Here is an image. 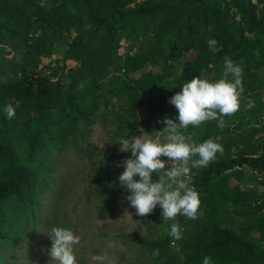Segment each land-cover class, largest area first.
Segmentation results:
<instances>
[{
	"label": "trees",
	"instance_id": "1",
	"mask_svg": "<svg viewBox=\"0 0 264 264\" xmlns=\"http://www.w3.org/2000/svg\"><path fill=\"white\" fill-rule=\"evenodd\" d=\"M209 38L222 50L212 53ZM5 47L14 56L0 59V264L35 240L42 227H58L57 204L72 180L64 153L92 161L87 142L95 126L114 150L118 138L156 139L166 127L158 121L178 116L169 98L199 75L219 79L225 55L243 61V93L263 94L264 0H0V48ZM54 56L60 57L55 65H42ZM8 103L16 113L11 120L4 112ZM238 112L224 117L222 130L216 121L186 130L197 143L219 137L224 154L206 168L191 169L189 187L200 200L195 220L179 215L165 233L162 224L160 232L149 226V215L148 235L125 236L147 253V264H203L204 256L212 264H264V246L247 232L223 229L213 215L222 204L226 172L238 164L254 167L250 159L232 160V146L223 142L245 119ZM98 153L102 157L84 192L88 202H101L98 218L105 221L120 201L128 203L130 193L119 184L124 169L116 167L117 158ZM173 222L182 232L174 245L168 234ZM44 241L51 244L50 238ZM156 249L159 255L153 256Z\"/></svg>",
	"mask_w": 264,
	"mask_h": 264
},
{
	"label": "clouds",
	"instance_id": "2",
	"mask_svg": "<svg viewBox=\"0 0 264 264\" xmlns=\"http://www.w3.org/2000/svg\"><path fill=\"white\" fill-rule=\"evenodd\" d=\"M207 44L212 53L222 50L213 38H209ZM242 63H235L225 55L219 79L210 81L199 75L183 83L181 90L168 100L177 110L178 116L175 119L165 116L162 121H158L166 125L159 131L163 134V143L143 134L133 135L130 139H117L119 151L131 153L130 158L117 164V167L124 169L118 180L121 188L130 193L124 199L135 209L137 216L151 215L159 205L165 220L176 221L179 215L192 220L197 218L200 200L199 194L189 187L191 169L206 168L216 160L217 153L221 156L224 154V148L217 142L219 137L197 143L186 130L189 126L199 127L207 121H216L217 127L222 130L224 117L240 110V98L244 92ZM77 90L82 91L83 84ZM20 103L16 100L15 107H19ZM254 106V101L249 100L245 110ZM4 112L9 120L16 114L12 103L4 107ZM161 157H167V160ZM96 223L102 226V222ZM168 234L173 238V243L182 239L178 222L170 225ZM47 235L51 240L49 264H78L74 246L81 243L79 235L65 227H52ZM109 247L116 245L110 243ZM120 250L126 251L123 246H120ZM152 255L158 256L159 249L154 250ZM91 260L95 264H115L107 253L94 254ZM203 264H212L211 257L204 256Z\"/></svg>",
	"mask_w": 264,
	"mask_h": 264
},
{
	"label": "rangeland",
	"instance_id": "3",
	"mask_svg": "<svg viewBox=\"0 0 264 264\" xmlns=\"http://www.w3.org/2000/svg\"><path fill=\"white\" fill-rule=\"evenodd\" d=\"M124 51V48L120 50L121 53H124ZM13 56L14 52L9 48H0V59H11ZM58 58L60 57L54 56L51 59H43L42 65H55V60ZM67 66L72 68L76 66V63L67 62ZM261 76L263 79L264 72L261 73ZM156 140L163 143V135H159ZM88 144L93 148L92 161L88 155L80 158L74 153H64V168L70 171L72 180L69 182L70 189L66 194L61 195L62 199L57 204V226L71 228L76 235L81 237V243L74 246L78 264H95L91 260V256L101 253H107L115 264L150 263L147 253L130 246V241L125 236L131 234L146 236L149 234V226L151 225L158 232L162 230L161 227L164 225L163 230L166 233L168 231L166 224L169 223V220L162 217V209L157 206L151 214L152 219L148 226L145 221L150 216H137L135 209L125 201H120L105 221L100 220L97 212L101 202L93 200L88 202L84 192L88 188L90 177L93 176L97 166L96 162L102 157L98 152L100 150L107 152V156L113 154L117 158V164L123 159L129 158L131 153L114 150L107 134L98 126L93 128ZM162 159L167 160V157H162ZM62 169L63 167L56 173L59 179L62 178L59 175ZM49 202L50 199L47 200V203ZM64 219L67 220L66 226L62 225ZM96 221L102 222V226L98 225ZM50 230L51 226L42 227L40 235L37 234L35 240H29L27 244L21 245L8 255L5 264H49L48 249L51 244L46 246L44 240L49 238L47 234ZM110 243L115 244L116 247L110 248ZM120 246H123L126 251H121Z\"/></svg>",
	"mask_w": 264,
	"mask_h": 264
},
{
	"label": "crops",
	"instance_id": "4",
	"mask_svg": "<svg viewBox=\"0 0 264 264\" xmlns=\"http://www.w3.org/2000/svg\"><path fill=\"white\" fill-rule=\"evenodd\" d=\"M237 129L230 128L231 135L223 138L225 146H232V160L242 158L253 160L249 164H238L226 172L228 183L223 190L218 213L213 215L222 223V228H237L240 233L255 241L262 247L260 236L264 231V93H242ZM249 100L255 106L245 110ZM235 127V126H234ZM244 231V232H243Z\"/></svg>",
	"mask_w": 264,
	"mask_h": 264
},
{
	"label": "built area",
	"instance_id": "5",
	"mask_svg": "<svg viewBox=\"0 0 264 264\" xmlns=\"http://www.w3.org/2000/svg\"><path fill=\"white\" fill-rule=\"evenodd\" d=\"M173 245H174V243H173Z\"/></svg>",
	"mask_w": 264,
	"mask_h": 264
}]
</instances>
